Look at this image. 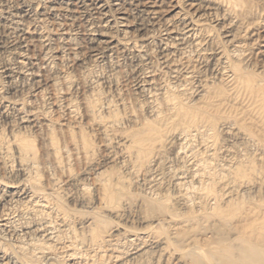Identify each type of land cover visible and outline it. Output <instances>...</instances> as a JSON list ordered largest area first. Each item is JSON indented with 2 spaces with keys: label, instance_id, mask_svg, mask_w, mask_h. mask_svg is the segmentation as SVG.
Here are the masks:
<instances>
[{
  "label": "rangeland",
  "instance_id": "374dc122",
  "mask_svg": "<svg viewBox=\"0 0 264 264\" xmlns=\"http://www.w3.org/2000/svg\"><path fill=\"white\" fill-rule=\"evenodd\" d=\"M0 1L2 2H0V16L5 19L3 21L7 22L9 26L16 28V26L12 24V20L15 15L17 17L20 16L18 9L16 8L17 3L20 1ZM10 1H13L14 5L13 2ZM255 1L259 2L261 7L264 6V0H261L262 4L260 3V0ZM6 4L7 8L4 6ZM122 5L123 8L128 11L131 9V6L128 4L122 3ZM219 12H221L219 13L220 16L217 11H207L205 12L206 14L203 13L202 16V18L205 17V23L211 27V30L213 29L212 32L213 36H215V41H218L223 30V26L218 25H222L223 19L225 18L222 16L223 11ZM215 13L216 15H214ZM74 14L76 18L80 19L77 13ZM81 17L85 18V16ZM90 17L94 18L93 14L86 18L90 19ZM92 18L90 21H93ZM130 19L132 20L133 17H130ZM132 22L134 23L133 20ZM81 28L83 27L80 21V24L74 27L76 32V35L74 36H72L73 34L63 36L56 31V33H51L52 38L56 39V41H54L56 47L58 43L67 44V41L64 39H68L69 36L72 40L70 38L68 40L77 45L79 43L83 48H79L80 53L76 55L73 54L74 56H68V52L64 53L63 50H60V60L52 64L53 66L51 65L49 68L41 67L43 70L37 66L36 68H39L37 73L40 72V79H37L36 81L38 83L41 82L37 85L35 81L29 80L24 82L19 78L15 77L12 79L9 76L7 69L13 66V63L15 62V50L14 48H11L10 43L15 38L16 33L13 31L12 34L9 35V38V33L4 31L5 28L0 27V102L3 107L0 109V219H2V222L0 220V241L2 242H0V245L2 244V247H6L7 249H5L7 251L12 252L14 250L12 252L13 254L14 252H17L14 254L16 257L15 264H101L102 262H105V264H119L120 262V264H197L194 260H191L186 256L182 259L176 260V254L174 253L176 247L172 242H176L175 244L182 249L194 245H207L211 246L212 249L220 246L218 244L237 246L238 243L235 240L241 232L253 243L262 244V246H264V141H262L264 139L256 137L258 140L256 141V138L252 137L251 139L249 136V139L246 134H244V136H236L235 133L241 132L240 130L243 129V126L241 127L239 124L231 125V123L226 124L223 120L220 121V125L213 130L208 123L205 124L206 121L204 119H197L198 124L196 127L189 128V126L184 125L186 127L185 129L189 130V135L182 125L178 126V124H175L176 119L172 117V115L174 117L176 116L177 108L180 105H184V107L189 109H202L204 106L206 109L205 106L210 102L208 101L210 97L211 101H213L214 97L216 98L214 99L218 101V98L215 96L216 93L213 92L214 88H216L215 86H217V88H221L223 85L228 86V84H224V81L220 77L214 78V76H211L210 72H208V74L207 70L205 71L206 65L203 64L205 61L203 56L205 54L199 51V55L201 56L199 58L203 59H200V61H197L196 63L194 62L195 65L198 64L196 66L198 68L197 74H195V77L191 78V80L189 79L190 82L187 80L188 83L185 82V84V80L181 78V75H179L180 77L174 76L173 78V75L170 72L168 73L166 71V73L162 70L160 64H157L156 58L159 50L158 42L154 41L150 43L153 44V47H151L152 45H149V50L151 51L149 52L150 56L153 55L151 57L156 60L155 61L152 58V66L156 71L162 70L163 72H156L154 80L155 84L157 82L160 83L156 84L159 86L157 87L156 85H153L151 87L153 89L149 88L150 90H148L150 93L147 90H143V93L141 85L144 81L143 79L146 77L141 69L138 68L139 65H137V61L135 60L134 52H129V54L109 53L108 55H104L103 59L95 62L94 60H91L89 58L90 55L87 54L89 52L86 43L87 39H85L83 29ZM76 29L79 33H77ZM135 30L136 28H133L130 31L131 37L134 35V37L139 36L137 32L134 33ZM158 31L159 28L151 27L149 29L150 35L155 34L156 39H159ZM217 36L218 38H216ZM145 39H147V37H145ZM220 39H222V37H220ZM244 39L243 37H239L233 46L247 49L251 48L250 46H245L252 41L246 39L247 41L245 40L244 42ZM84 41L86 42L84 43ZM80 43H82L83 46ZM29 44L28 54L37 58V55L39 54L37 53L39 46L32 42ZM54 45L53 48L55 47ZM79 45L78 47H80ZM224 46L227 51L228 49L232 50V47H230L231 45ZM197 53L195 54L194 52L193 55L195 54L194 56H196ZM202 60L204 61L202 62ZM256 61L259 60L257 57H254L248 64L249 66L251 63L253 65L249 67L251 72L254 70L261 71L260 66L257 64V66L255 65ZM200 65L202 66L200 67ZM141 73L144 76L141 75ZM203 78L206 80H203ZM215 80L217 84L214 82ZM164 81L165 83H163ZM221 82L223 84H221ZM201 84H205V89L208 86L211 88L204 90ZM170 85H174L175 94L173 92L174 89H172ZM169 87L170 89H168ZM181 89L183 90V93ZM178 90L183 94L181 97L178 95ZM199 91H202L205 95L207 93L209 96H203L202 92V95L199 94ZM196 92H198V94ZM167 94H169V98L168 96H165ZM212 96L214 97L212 98ZM102 98L106 102H101L103 100ZM168 99L172 101H170V104H167L169 103ZM180 99H183V102ZM203 99L204 101H202ZM14 102H16V104L19 103L23 110L25 109V111L22 110L24 115L20 114L18 107L16 108L15 105L13 106ZM107 103H109L108 106L111 107H109V110L107 108ZM199 104H201V108ZM242 105H245L244 102ZM242 105L240 104L239 106L241 107ZM87 106H91V109ZM92 106H94L95 110ZM229 107L232 106H227L225 104L224 108L220 107V109L229 110ZM213 110L215 109L211 108L209 109V112L212 111L211 113H213ZM27 112H32V114L35 113L34 115H38V118L35 120L36 123L33 122V124L30 120L28 123L22 122L21 118H23ZM171 113L172 115L170 117ZM214 113L212 115H206V117L210 118ZM26 115L29 114L27 113ZM164 117H166V119L168 118L167 121ZM161 118L164 119L161 120ZM113 119H116L113 123L114 126L112 125L114 128L110 124L113 122ZM106 120L107 122H103ZM99 121L101 123L100 125H102V123L103 125L107 123L106 125L109 129L107 128L108 130H104L101 126L98 127ZM115 121L117 122L115 123ZM159 121L161 125L159 124ZM199 121L201 122L199 123ZM202 121L204 122V125ZM222 122L229 126V128L226 125L225 126L228 129L221 125L223 124ZM151 123H157V125L161 127L162 137L160 139L162 140L160 141L159 139V142H157V140V143H154V147L156 148L154 151L157 154L153 149L150 151L148 150L149 152H152V158H150L151 161L148 157H143V160L147 159L146 161H148L149 159L150 161V164L148 162L146 164V161L144 160L145 162L143 163L141 158L143 155L146 156V154L150 153H147V150L145 152V149H139L137 144L135 145L133 139H129L128 136L132 137L133 135H136L135 133H145L147 128H150ZM170 123H172V125ZM173 124L180 129H178V127H176V130L173 129L172 126L175 128ZM165 125L167 127H165ZM144 127L147 128L144 129ZM201 127H203V129ZM206 127H210V129L207 130ZM170 128L173 130L172 132L169 131L171 130ZM165 129H167L166 133L164 131ZM192 129H194V132H192ZM203 130L204 132L207 131L204 133ZM224 131H227L228 133L226 132L225 134ZM167 133L175 135L170 136L169 134L167 136V139L169 140L171 138L170 142H172L170 147L164 148L167 140H165ZM207 133H211L213 136L211 134L206 135ZM192 134L194 136H192ZM220 134H222V136ZM209 136L210 138L208 139ZM214 136L215 138H218L215 139ZM121 137L125 138L124 145H119V139H121ZM213 138L217 144L214 143L215 141H213ZM86 143L89 145L88 148L85 146ZM201 143L204 144L202 145ZM26 145L30 146V148H27L28 150L22 148ZM161 149L164 150V152H161ZM138 151L142 156H140ZM160 153H163L162 156ZM153 154L156 157H154ZM148 156L150 157V155ZM247 157L250 158L251 161H249ZM252 159L255 164H252ZM243 161L246 163L249 161L247 165L249 164L251 167L249 165H246L245 167ZM21 165L25 168H22ZM151 165H154L153 168ZM238 165L242 168H237ZM252 165L255 166L253 167ZM228 167H230V169ZM244 167L246 169L250 167L249 169L252 171H248L249 169H247V173L245 169H243ZM230 172H233V175H237L239 172L240 174L233 176ZM249 172L254 176L252 174L249 175ZM218 173L220 177L217 175ZM229 175H232L233 177ZM248 175H252L250 178L255 179L250 180ZM243 177L248 178V180ZM239 178L242 179L241 183H239ZM228 180L230 181L228 182ZM235 182H238L237 184L239 186L241 184V186L239 187L237 185L236 187L234 184ZM213 184L217 187L215 186V188ZM250 184L253 185L251 186ZM210 186H213L214 188L211 187L209 189ZM227 186L229 187V190H233V186L234 190L236 188L240 189L233 190V192L231 191V196H229L230 191L225 192L228 190L225 189ZM223 188L224 190H222ZM213 189L217 191L219 190L221 195H217L219 192ZM105 190H108V193L106 191V195ZM203 190L205 191L204 194L202 192ZM211 191L216 193L217 199H215V194L211 195V198ZM14 193L16 196H13ZM21 193L23 194L21 195ZM36 193L38 194L36 195ZM39 193L42 194L40 195ZM48 193L52 194L49 195ZM112 193L113 195H111ZM228 196L230 199H228ZM54 197L56 199L58 198V200L54 199ZM108 197L110 199L112 198V201H109ZM218 197L222 198L219 199ZM225 197L229 200V205L227 203L222 205L224 204V201H228ZM197 198L199 200L202 198L200 201V203L202 202L201 204L199 203V200H196ZM216 202L218 204L220 203L219 207ZM234 202L235 204L233 205ZM239 202L243 204H239ZM215 203L217 205H215L216 207L214 206ZM237 203L238 206L236 205ZM45 205L51 207L43 210L46 208ZM204 205L206 206L205 209ZM220 205L222 206L221 208H223V206L226 208L221 209ZM60 206L61 208H64L61 209ZM57 208L60 210H57ZM201 208L204 209V211ZM210 208L211 210L214 209L212 210L213 212ZM215 208H217V210ZM252 208L254 210H252ZM218 209L223 212V216L218 215ZM205 210L209 211L207 212ZM253 211H255V213ZM62 215L63 217H69L67 220H64L65 218L62 219ZM250 215H254L255 220L254 217H252V220ZM246 216L250 217L248 218ZM256 218H258L257 221L259 219L262 220V225L260 222H256ZM244 219H246L245 221L247 224H245L246 222ZM249 221L257 223V225L252 222L250 224ZM47 224L49 226H45ZM4 225H7V229L6 227H3ZM246 228L250 230H247ZM260 229L261 231L259 233ZM98 230L100 231L98 232ZM92 231H94V233ZM247 233L250 235H247ZM143 234H145V239L142 236ZM101 235H103V237ZM257 235L259 236L258 238H256ZM249 236H251V238ZM211 237L215 240H212ZM259 238L261 239L258 240ZM254 239H256V242H254ZM24 242L26 244H23ZM201 242L204 245H202ZM171 245L173 247H171ZM153 246L155 247L151 248ZM19 248H23V251L20 249L21 251L18 252ZM165 249H168L166 253L164 251ZM27 250H29V252ZM20 252H24V255L25 252L26 254L32 253L35 257H33L32 254L31 256H29L30 254L27 255L26 261L29 262L31 260V262L27 263L25 257ZM118 255H121L122 257L124 256V260L122 261V258ZM47 256L51 257L50 261H48ZM170 258L172 259L170 260ZM33 259H35V262L32 261ZM114 261H118L119 263Z\"/></svg>",
  "mask_w": 264,
  "mask_h": 264
},
{
  "label": "bare ground",
  "instance_id": "6f19581e",
  "mask_svg": "<svg viewBox=\"0 0 264 264\" xmlns=\"http://www.w3.org/2000/svg\"><path fill=\"white\" fill-rule=\"evenodd\" d=\"M15 1V0H14ZM20 2L17 3L16 8L18 9V12L20 14L19 17L14 16L13 20H12V24H14L16 26H9V24L7 22H4L3 20H5L4 18H2L0 16V27L5 28L4 31L8 32V36L12 34L13 31H15L16 36L13 39V41L10 43L11 44V48H14L15 52H14V60L15 62L13 63V66L9 67V69H7L9 76L13 79V78H19L24 82H27L29 80L31 81H35V83L38 85L40 83H38L36 80L40 79V75L39 73H37L39 68H49L51 67L52 64L58 62V60H60V53L59 51L63 50V52H68V56L69 55H73V54H79V48H83L80 46L78 47V45L76 43L71 42L70 40H68L70 37L68 36V39H64L67 41L66 43L60 44L58 43L57 47L54 45V41H56V39L52 38L51 33L52 32H58L60 34H62L63 36L68 35V34H73L72 36L76 35L75 29L74 27L80 24V21L82 23V27L81 29H83V34L85 39H87V42L84 41V43H87V47L89 52L87 54L90 55V59L94 60L95 62H97L98 60L103 59L104 55H108L109 53H113V54H118V53H128L134 52V56H135V60L137 61V65H139V69H141V71L143 72V74L145 75L146 78H144L143 82H142V91L143 90H150L149 88H151L153 85L155 84V77H156V71L155 68L152 66L153 62H152V58L150 53L151 52L149 50V45H152L151 47H153V44H150L154 41L158 42V55H157V64H160L161 68L163 71H167L168 73L170 72L174 76H179L181 75V78L184 79V83L189 81V79L191 80V78L195 77L194 75L197 74V65L194 64V62L196 63L197 61H200V59H203L202 62L204 61L203 64H205L207 73L210 72L211 76L215 77H220L223 81L224 84H228V86L225 85H221V88H217V86H215L216 88H214L213 92L216 93V97L218 98V101H216L215 97L212 96L213 101H211V97L209 98L207 104H206V109L203 108L199 109V108H195V109H189L184 107V105H180L177 108V114H175L176 116L174 117L172 115V113L170 114V117L172 115L173 118L176 119V123L178 124V126H183L184 129L186 128L184 125L189 126V128H193L196 127V125L198 124L197 119H204L206 121L205 124H209L210 127L215 130L219 124L220 121H225V123H231V125L233 124H239L241 125V127L243 126V131L240 130L241 132H236V136H244V134H246L247 137H259L264 139V6L261 7L259 5V2H256L255 0H19ZM126 1V2H125ZM1 2V1H0ZM13 2V1H10ZM2 3V2H1ZM7 3V2H6ZM123 4H128L129 6H131V9L128 11L127 9L123 8ZM261 3V0H260ZM8 4V3H7ZM7 4L4 5L7 8ZM262 4V3H261ZM264 4V2H263ZM14 5V2H13ZM125 6V5H124ZM3 7V5H2ZM127 7V6H126ZM4 8V7H3ZM5 9V8H4ZM129 9V8H128ZM10 11V10H9ZM128 11V13H127ZM215 12L217 11L218 15L219 11H223V17H225L223 19V23L222 25H218V26H223V30L221 32V36H219L218 41H215L213 36V32L211 30V27L208 26L205 21L204 18H202L203 13L205 12ZM1 12V10H0ZM16 12V13H18ZM5 13V12H4ZM3 13V14H4ZM77 13L80 17L76 18L75 14ZM1 14V13H0ZM10 14V13H9ZM91 14H93L94 18L90 17V19L92 18V20L94 21H90L89 18H86L88 16H90ZM206 14V13H205ZM212 14V13H211ZM18 15V14H17ZM216 15V13L214 14ZM81 16H85L81 17ZM206 16V15H205ZM220 16V15H219ZM130 17H133V21L130 19ZM146 19H145V18ZM218 17V16H217ZM8 18V17H7ZM21 18V19H20ZM209 18V17H208ZM12 19V18H11ZM213 19V18H212ZM211 19V20H212ZM218 19V18H217ZM220 19V18H219ZM11 21V20H10ZM209 21V20H208ZM213 21V20H212ZM9 22V21H8ZM215 22V21H214ZM220 22V20H219ZM11 23V22H10ZM136 24V25H134ZM134 25V26H133ZM211 25V24H210ZM212 26V25H211ZM8 27V28H7ZM159 28V31L157 33H159L158 37L156 39L155 34H151L149 33V29L150 28ZM136 28V30L134 31L138 33L139 36L134 37V36H130V31ZM78 29V28H77ZM76 29V31H77ZM216 29V28H215ZM220 29V28H219ZM222 29V28H221ZM17 30V31H16ZM80 30V29H79ZM152 30V29H151ZM1 31V30H0ZM81 31V30H80ZM55 32V33H56ZM153 32V30H152ZM77 33H79L77 31ZM149 33V34H148ZM215 33V32H214ZM7 34V33H6ZM14 34V33H13ZM59 34V35H60ZM81 34V33H80ZM82 34V35H83ZM132 34V33H131ZM18 35V36H17ZM58 35V37H59ZM7 36V37H8ZM54 36V35H53ZM61 37V35H60ZM145 37H147V39H145ZM220 37H222V39H220ZM239 37H243L244 42L246 39H248V41H252L250 44H248L245 47H251L249 49L247 48H241V47H235L233 46L235 41L238 40ZM10 38V36H9ZM62 38V37H61ZM218 38V36L216 37ZM62 39V41H63ZM71 39V38H70ZM224 39V40H223ZM72 40V39H71ZM217 40V39H216ZM58 41V40H57ZM65 41V42H66ZM243 41V40H242ZM247 41V40H246ZM35 43L37 44V46H39L37 53H39L36 57H32L30 54H28V45H30L29 43ZM61 42V40H60ZM56 43V42H55ZM82 44V43H80ZM53 45L55 46L53 48ZM224 45H231L230 47H232V50L228 51L226 50V47ZM246 45V44H245ZM33 46V45H32ZM83 46V44H82ZM86 46V45H85ZM239 46V45H238ZM152 49V48H150ZM35 50V49H34ZM199 51H201V53L203 52L205 55L203 56V58H199L201 57L199 55ZM195 52V54L197 53L196 56L193 55V53ZM154 53V51H153ZM156 54V53H155ZM154 54V55H155ZM34 56V55H33ZM74 56V55H73ZM112 56V55H111ZM122 56V55H120ZM126 56V55H125ZM133 56V55H132ZM78 57V56H77ZM76 57V58H77ZM254 57H257L259 61L255 62V65H259L260 66V70H254L253 72H251L249 70V67L252 65V63L250 64V66L248 65L251 62V59H253ZM80 58V57H78ZM69 59V58H68ZM154 59V58H153ZM82 60V58H81ZM155 60V59H154ZM156 61V60H155ZM74 62V61H73ZM77 62V61H76ZM83 62V61H82ZM201 62V63H202ZM156 63V62H155ZM154 63V64H155ZM202 64V65H203ZM200 65V67L202 66ZM256 65V66H257ZM7 66V65H6ZM39 66V68L37 69L36 67ZM53 66V65H52ZM156 66V65H154ZM253 66V65H252ZM158 67V66H156ZM41 68V69H42ZM143 68V69H142ZM159 68V69H161ZM254 68V67H253ZM40 69V70H41ZM53 69V68H52ZM201 69V68H200ZM259 69V67H258ZM39 70V71H40ZM43 70V69H42ZM160 70V71H162ZM160 71H158L160 73ZM162 71V72H163ZM161 72V73H162ZM166 72V73H167ZM7 73V72H6ZM199 73V72H198ZM140 74V73H139ZM141 73V75H143ZM165 74V73H163ZM209 74V73H208ZM143 75V76H144ZM170 76V75H169ZM200 76V75H199ZM172 77V76H171ZM180 77V76H179ZM197 77V76H196ZM205 77V76H204ZM142 78V76H141ZM172 78V80H173ZM180 78V79H181ZM208 78V76H207ZM218 79V78H217ZM18 80V79H17ZM140 80V79H139ZM177 80V79H176ZM188 80V81H187ZM203 80H206L203 78ZM202 80V81H203ZM219 80V79H218ZM178 81V80H177ZM208 81V79H207ZM206 81V82H207ZM220 81V80H219ZM52 82V81H51ZM182 82V81H180ZM190 82V81H189ZM216 82V80L214 81ZM56 83V82H55ZM165 83V81L163 82ZM205 83V82H204ZM57 84V83H56ZM160 84V83H159ZM171 84V83H170ZM178 84V83H177ZM186 84V83H185ZM206 84V83H205ZM204 84V85H205ZM208 84V83H207ZM213 84V83H212ZM217 84V82H216ZM221 84H223L221 82ZM28 85V84H27ZM164 85V84H163ZM184 85V84H183ZM189 85V84H188ZM202 85V84H201ZM204 85H202L201 87L204 88ZM210 85V84H209ZM220 85V84H219ZM157 86V85H156ZM155 86V87H156ZM159 86V85H158ZM157 86V87H158ZM169 86V84H168ZM172 89H174V94L175 92V88L174 85H170ZM177 86V85H176ZM181 86V85H179ZM207 86V85H206ZM212 86V85H211ZM214 86V85H213ZM225 86V87H224ZM156 87V88H157ZM187 87V86H186ZM73 88V87H72ZM155 88V89H156ZM160 88V87H159ZM178 88V87H177ZM184 88V87H183ZM207 88H211V87H207ZM206 88V89H207ZM153 89V88H151ZM154 89V90H155ZM166 89V88H165ZM170 89V87L168 88ZM167 89V90H168ZM204 88V90H206ZM33 90V89H32ZM166 90V91H167ZM182 90V89H181ZM180 90V91H181ZM198 90V89H197ZM196 90V91H197ZM158 91V90H157ZM188 91V90H187ZM203 91V90H202ZM202 91H199V94H201ZM211 91V89H210ZM150 93V91H148ZM147 92V93H148ZM169 92V90H168ZM208 92V91H207ZM144 93V91H143ZM148 93V94H149ZM179 90H178V95L181 97V95L183 94H179ZM183 93V90H182ZM198 94V92H196ZM206 93V91H205ZM147 94V95H148ZM161 94V93H160ZM203 94V92H202ZM201 94V95H202ZM169 94L165 95L168 96ZM205 94H203L204 96ZM206 95H208L206 93ZM205 95V96H206ZM164 96V95H163ZM172 96V95H171ZM174 96V95H173ZM177 96V95H176ZM178 96V97H179ZM198 96V95H197ZM202 96V97H203ZM209 96V95H208ZM201 97V98H202ZM100 98V97H99ZM98 98V99H99ZM167 98V97H166ZM169 98V96H168ZM171 98V97H170ZM177 98V97H176ZM101 99V98H100ZM103 99V98H102ZM106 99V98H105ZM173 99V98H171ZM200 99V98H199ZM96 100V99H95ZM152 100V99H151ZM169 100V99H168ZM181 100V99H180ZM183 100V99H182ZM181 100V101H182ZM201 100V99H200ZM207 100V99H206ZM205 100V101H206ZM3 101V100H2ZM98 101V100H96ZM100 101V100H99ZM104 99L101 101L103 102ZM171 100H169L170 104ZM204 101V99L202 100ZM106 102V101H104ZM103 102V103H104ZM153 102V101H152ZM183 102V101H182ZM181 102V103H182ZM244 102V106L242 105ZM13 103V102H12ZM18 103V102H17ZM234 103V104H232ZM3 104V103H2ZM99 104V103H98ZM97 104V105H98ZM176 104V103H174ZM180 104V103H179ZM189 104V103H188ZM231 105L232 107H229V110H221L220 107L224 108V105ZM242 105L241 107L239 105ZM12 105V104H11ZM15 105V107H18V111L20 112V114L22 113V106L18 104H16V102H14L13 106ZM91 105V104H88ZM104 105V104H103ZM109 105V103H107V106ZM187 105V104H185ZM195 105V104H194ZM200 108H201V104ZM237 106V107H236ZM240 109H239V107ZM88 107V106H87ZM91 107V106H90ZM88 107V108H90ZM94 108V106H92ZM98 107V106H97ZM101 107V106H100ZM104 107V106H103ZM108 106V110H109ZM175 107V106H174ZM173 107V108H174ZM193 107V106H192ZM199 107V106H198ZM2 105L0 102V109H2ZM7 108V107H6ZM9 108V107H8ZM24 108V107H23ZM102 108V107H101ZM111 108V107H110ZM215 109L213 110L214 115L212 117H206V115H212L213 113H211L212 111L209 112V109ZM226 108V107H225ZM231 108V109H230ZM91 109V108H90ZM106 109V108H105ZM157 109V108H156ZM160 109V108H159ZM220 109V110H219ZM95 110V108H94ZM93 110V111H94ZM104 110V109H103ZM25 111V109L23 110ZM92 111V110H91ZM174 111V110H173ZM90 112V111H89ZM88 112V113H89ZM95 112V111H94ZM93 112V113H94ZM97 112V111H96ZM2 113V112H1ZM29 115H26V114ZM25 113V116L22 119V122H27L30 120L32 123H36L35 120L38 118L37 114L34 115L29 112ZM156 113V112H155ZM164 113V112H163ZM211 113V114H209ZM19 114V113H18ZM24 115V114H23ZM98 115V114H97ZM167 116V115H165ZM159 117V116H158ZM157 117V119H158ZM161 117V116H160ZM74 118V117H73ZM166 119V117H164ZM163 118V119H164ZM42 119V117H41ZM94 119V118H93ZM118 119V118H117ZM161 118V120H163ZM168 119V118H167ZM166 119V121H167ZM44 120V119H43ZM76 120V119H75ZM97 120V119H96ZM114 120L113 122L110 123L111 126H114ZM121 120V118H120ZM170 120V119H169ZM168 120V121H169ZM21 122V123H22ZM44 122V121H43ZM96 122V121H94ZM103 122H107L103 121ZM117 121H115L116 123ZM120 122V121H119ZM137 122V121H136ZM147 122V121H146ZM165 122V121H164ZM163 122V123H164ZM172 122V120H171ZM174 122V121H173ZM201 121H199L200 123ZM203 122V121H202ZM33 123V124H34ZM158 123V122H157ZM156 124H150V128L148 129L147 127V131L145 133H135L136 135L128 136L129 139L132 138L135 145L137 144L139 149L144 150L145 152L147 150V153L153 149L156 150V148L154 147V143L157 141L159 142V139L162 137V130L161 127L159 125ZM223 123V122H222ZM223 123L221 125L225 126L226 124ZM26 124V123H25ZM31 124V123H30ZM97 124V123H96ZM100 121H99V125L98 127L101 126V128H103L104 130H106L107 127V123L105 125H100ZM159 124L161 125L160 121ZM165 124V123H164ZM172 125V123H170ZM169 124V126H170ZM175 124H173L175 126V128L172 126L173 129H177ZM117 125V124H116ZM119 125V123H118ZM141 125V124H140ZM167 125V124H166ZM165 125V127H167ZM200 125V124H199ZM204 125V122H203ZM229 125V124H228ZM110 126V127H111ZM112 126V127H113ZM148 126V125H146ZM227 126V125H226ZM225 128H229V126H227ZM32 127V126H31ZM210 127H206L207 130L210 129ZM233 127V126H232ZM114 128V127H113ZM182 128V127H181ZM188 128V129H189ZM200 128V127H199ZM198 128V129H199ZM203 129V127H201ZM227 128V129H228ZM109 129V128H108ZM107 129V130H108ZM171 129V128H170ZM178 129H180L178 127ZM183 129V128H182ZM196 129V128H195ZM201 129V130H202ZM222 129V128H221ZM232 129V128H231ZM237 129V128H236ZM234 129V130H236ZM169 130V129H168ZM187 132L189 130L185 129ZM194 132V129H192ZM206 130V131H207ZM223 130V129H222ZM225 130V129H224ZM233 130V129H232ZM165 133L167 131V129L164 130ZM169 131H173L172 129ZM185 131V132H186ZM196 131V130H195ZM200 131V130H199ZM205 131V132H206ZM210 131V130H209ZM230 131V130H228ZM107 132V131H106ZM118 132V131H117ZM170 132V133H171ZM184 132V131H183ZM191 132V131H190ZM204 132V130H203ZM204 132V133H205ZM225 132V131H224ZM227 132V131H226ZM225 132V134H226ZM113 133V132H112ZM167 133L165 140L168 138L167 136L170 134ZM189 133V132H188ZM201 133V132H198ZM213 133V132H212ZM216 133V132H215ZM220 133V132H219ZM228 133V132H227ZM120 134V133H119ZM122 134V133H121ZM164 134V133H163ZM211 134V133H207L206 135ZM234 134V132H233ZM234 134V135H235ZM108 135V134H107ZM173 135V134H172ZM170 134V136H172ZM175 135V134H174ZM173 135V136H174ZM190 135V133H189ZM201 135V134H200ZM203 135V133H202ZM201 135V136H202ZM205 135V136H206ZM213 136V134H211ZM222 136V134H220ZM177 136V135H176ZM188 136V135H187ZM192 136H194L192 134ZM196 136V134H195ZM199 136V134H198ZM200 136V137H201ZM211 136V137H212ZM220 136V138H221ZM229 136V135H228ZM245 136V137H246ZM117 137V136H116ZM123 137V136H122ZM119 139V145H124L125 143V138ZM179 137V136H178ZM203 137V136H202ZM227 137V136H226ZM249 137V139H250ZM109 138V137H108ZM170 138V137H169ZM176 138V137H175ZM205 138V137H204ZM210 138V136L208 137V139ZM215 138V136H214ZM213 138V139H214ZM218 138V137H216ZM215 138V139H216ZM237 138V137H235ZM171 139V138H170ZM170 139L166 140L164 148L166 147H170L171 146V142ZM178 139V138H177ZM203 139V138H202ZM215 139L213 141H215ZM261 139V140H262ZM15 140V139H14ZM162 139H160L161 141ZM173 140V139H172ZM192 140V139H191ZM247 140V139H246ZM106 141V140H105ZM132 141V140H131ZM211 141V139H210ZM218 141V139H217ZM256 141L257 138H256ZM264 141V140H262ZM156 142V143H157ZM212 142V141H211ZM248 142V141H247ZM260 142V141H259ZM208 143V142H207ZM216 143V141L214 142ZM213 143V144H214ZM256 143V142H255ZM160 144V143H159ZM158 144V145H159ZM202 144V143H201ZM204 144V143H203ZM202 144V145H203ZM212 144V145H213ZM217 144V143H216ZM264 144V143H263ZM157 145V144H156ZM155 145V146H156ZM161 145V144H160ZM211 145V144H210ZM257 145V144H256ZM259 145V144H258ZM262 145V144H261ZM88 148V144L86 143L85 145ZM110 146V145H109ZM126 146V145H125ZM198 146V145H197ZM218 146V145H217ZM260 146V145H259ZM263 146V145H262ZM26 147V148H25ZM25 147H22L25 150H28L27 148H30L29 145H26ZM85 147V148H86ZM206 147V146H205ZM84 148V149H85ZM91 148V147H89ZM138 149V150H139ZM149 150V151H148ZM162 150V149H161ZM171 150V149H170ZM186 150V149H185ZM207 150V149H205ZM88 151V150H87ZM136 151V150H135ZM159 151V149H158ZM209 151V150H208ZM258 151V150H257ZM142 152V151H141ZM155 152V151H154ZM160 152V151H159ZM161 152H164V150H162ZM167 152V151H166ZM194 152V150H193ZM203 152V151H202ZM206 152V151H205ZM227 152V151H226ZM229 152V151H228ZM137 153V152H136ZM138 153L140 154V152L138 151ZM143 153V152H142ZM150 154H146V156H142L140 154V156H142V162L144 163L145 161L143 160V157L145 158H152V152H149ZM156 153V152H155ZM199 153V152H198ZM212 153V152H211ZM87 154V152H86ZM132 154V152H131ZM137 154V155H139ZM144 154V153H143ZM157 154V153H156ZM161 154V153H160ZM159 154V155H160ZM163 154V153H162ZM161 154V156H162ZM218 154V153H217ZM88 155V154H87ZM150 155V157L148 156ZM165 155V154H164ZM188 155V154H187ZM207 155V154H206ZM131 156V155H130ZM129 156V157H130ZM136 156V155H134ZM154 157H156L153 154ZM202 156V155H201ZM236 156V155H235ZM137 157V156H136ZM160 157V156H159ZM204 157V156H203ZM134 158V157H133ZM199 158V156H198ZM248 158V157H247ZM146 161L145 163L147 164V162L149 163L151 161ZM158 159V158H157ZM156 159V160H157ZM195 159V157H194ZM201 159V158H200ZM138 160V161H140ZM155 160V159H154ZM199 160V159H198ZM208 160V159H207ZM216 160V159H215ZM249 161L250 158H248ZM131 161V160H130ZM137 161V160H136ZM140 161V162H141ZM153 161V160H152ZM212 161V160H211ZM247 161V160H246ZM248 161V162H249ZM253 161V159H252ZM139 162V163H140ZM141 162V163H142ZM202 162V161H201ZM244 162V164H243ZM242 164L247 165V163L245 161H243ZM162 163V162H161ZM196 163V162H195ZM232 163V162H231ZM246 163V164H245ZM252 163V162H251ZM250 163V164H251ZM150 164V163H149ZM158 164V163H157ZM208 164V163H207ZM240 164V163H239ZM252 164H255V162L253 161ZM24 165V164H23ZM21 165V167L23 168L24 166ZM141 165V164H139ZM237 165V164H236ZM249 165V164H248ZM247 165V166H248ZM134 166V165H133ZM152 166V165H151ZM154 166V165H153ZM152 166V168H153ZM251 167V165H249ZM253 166V165H252ZM255 166V165H254ZM253 166V167H254ZM196 167V166H195ZM240 168L241 166H237V168ZM243 168L245 169V171L249 168ZM252 167V168H253ZM263 167V166H262ZM25 168V167H24ZM150 168V167H149ZM161 168V167H160ZM225 168V167H224ZM230 169V167H228ZM233 168V167H232ZM231 168V171H232ZM236 168V169H237ZM242 168V167H241ZM251 168V169H252ZM258 168V167H256ZM162 169V168H161ZM204 169V168H203ZM212 169V168H211ZM255 169V168H254ZM263 169V168H262ZM21 170V169H20ZM164 170V169H163ZM240 170V169H239ZM264 170V169H263ZM202 171V169H201ZM214 171V170H213ZM248 171H252V170H248ZM248 171H246L248 173ZM254 171V170H253ZM256 171V170H255ZM157 172V171H156ZM171 172V171H170ZM226 172V171H225ZM234 172V170H233ZM232 172V173H233ZM245 172V173H246ZM172 173V172H171ZM212 173V172H211ZM223 173V171H222ZM231 173V172H230ZM231 173V174H232ZM237 173V172H236ZM244 173V174H245ZM246 173V175H247ZM240 172L237 174L239 175ZM252 174L249 172V175ZM213 175V174H212ZM219 176V173L217 174ZM221 175V174H220ZM228 175V174H226ZM233 175V174H232ZM229 175V176H232ZM236 174L233 176H237ZM248 175V178L250 180H253L255 178H250L252 177ZM151 176V175H150ZM194 176V175H193ZM201 176V175H200ZM204 176V175H203ZM211 176V175H209ZM225 176V175H223ZM222 176V177H223ZM232 176V177H233ZM245 176V175H244ZM254 176V175H253ZM191 177V176H190ZM195 177V176H194ZM206 177V175H205ZM212 177V176H211ZM220 177V176H219ZM231 177V178H232ZM207 178V177H206ZM225 178V177H224ZM238 178V177H237ZM244 179L248 180V178L243 177ZM153 179V178H152ZM168 179V178H167ZM229 179V177H228ZM243 179V180H244ZM233 180V179H231ZM239 183H241L242 179L239 178ZM262 180V178H261ZM153 181V180H152ZM230 180H228L229 182ZM237 181V180H236ZM158 182V181H157ZM214 182V181H213ZM227 182V183H228ZM234 182V181H233ZM245 182V180H244ZM242 182V183H244ZM254 182V181H252ZM148 183V182H147ZM238 182H235L234 184L237 187ZM26 184V183H25ZM160 184V183H159ZM162 184V183H161ZM179 184V183H178ZM225 184V183H224ZM233 184V185H234ZM246 184V183H245ZM151 185V182H150ZM156 185V184H155ZM202 185V182H201ZM214 185V184H213ZM231 185V183H230ZM251 185V184H250ZM249 185V187H250ZM253 185V184H252ZM251 185V186H252ZM11 186V185H9ZM22 186V185H21ZM216 185H214L215 187ZM239 186V185H238ZM241 186V184H240ZM239 186V187H240ZM164 187V186H163ZM207 187V185H206ZM213 187L210 186L209 189ZM213 187V188H214ZM217 187V186H216ZM215 187V188H216ZM225 187V186H224ZM228 187V186H227ZM225 189V192H229V194L231 193V191L233 192L234 190V186L232 187L233 190H229V187ZM15 188V187H14ZM204 188V187H203ZM202 188V189H203ZM246 188V187H245ZM248 188V187H247ZM256 188V187H255ZM258 188V187H257ZM16 189V188H15ZM182 189V188H181ZM193 189V188H192ZM231 189V188H230ZM240 189V188H236L235 190ZM18 190V189H17ZM85 190V189H84ZM215 190V189H213ZM224 190V188L222 189ZM234 190V191H235ZM13 191V190H12ZM106 191L108 193V190H105V195H106ZM217 191V190H215ZM221 191V190H220ZM240 191V190H239ZM18 192V191H17ZM23 192V191H22ZM39 192V191H38ZM113 192V191H112ZM176 192V191H175ZM203 194L205 193V191H202ZM201 192V193H202ZM212 192V191H211ZM209 192V193H211ZM219 192V190L217 191ZM223 192V191H222ZM19 193V192H18ZM28 193V192H27ZM26 193V194H27ZM53 193V192H52ZM52 193H48L49 195ZM195 193V192H194ZM220 193V192H219ZM217 195H221L220 194ZM17 194V193H16ZM23 193H21L22 195ZM38 193H36L37 195ZM40 195L42 193H39ZM156 194V193H155ZM199 194V193H198ZM215 194V195H214ZM224 194V192H223ZM227 194V193H226ZM234 194V193H233ZM232 194V195H233ZM10 195V194H9ZM15 195V193L13 194V196ZM25 195V193H24ZM39 195V196H40ZM47 195V194H46ZM113 195V193L111 194ZM188 195V194H187ZM209 195V194H208ZM215 196L216 198V193L212 192L210 194ZM12 196V195H11ZM16 196V195H15ZM44 196V195H43ZM48 196V195H47ZM46 196V197H47ZM103 196V195H102ZM197 196V195H196ZM199 196V195H198ZM203 196V195H201ZM224 196V195H222ZM231 196V194L229 195ZM228 196V199H230V197ZM9 197V196H8ZM35 197V196H34ZM31 197V198H34ZM42 197V196H40ZM51 197V196H50ZM56 197V196H55ZM54 197V199H56ZM106 197V196H105ZM110 197V196H109ZM108 197V198H109ZM190 197V196H189ZM192 197V196H191ZM195 197V196H194ZM204 197V196H203ZM53 198V197H52ZM107 198V197H106ZM199 198V197H198ZM196 199L197 201L199 199ZM210 198V197H209ZM206 198V199H209ZM212 198V196H211ZM219 198V197H218ZM222 197H220L219 199H221ZM226 198V197H225ZM114 199V198H113ZM214 199V198H213ZM227 199V198H226ZM225 199V200H226ZM227 199V200H228ZM32 200V199H31ZM45 200V199H44ZM51 200V199H50ZM58 200V198L56 199ZM109 201H112V198L108 199ZM202 200V198H201ZM199 200V203L200 201ZM224 200V199H223ZM233 200V199H231ZM204 201V200H203ZM212 201V200H211ZM234 201V200H233ZM232 201V202H233ZM16 202V201H15ZM30 202V201H29ZM60 202V201H58ZM192 202V201H191ZM41 203V202H40ZM49 203V202H48ZM47 203V204H48ZM198 203V202H197ZM202 203V202H201ZM200 203V204H201ZM217 203V202H216ZM216 203L214 204V206L216 205ZM225 203H229V200L227 202L224 201ZM38 204V203H37ZM36 204V205H37ZM59 204V203H58ZM187 204V203H186ZM196 204V203H195ZM204 204V203H203ZM218 204V203H217ZM220 204V203H219ZM218 204V207H219ZM228 204V205H229ZM235 204V202L233 203V205ZM239 204H243L240 203ZM17 205V204H16ZM25 205V204H24ZM31 205V204H30ZM29 205V206H30ZM49 205V204H48ZM47 205V206H48ZM106 205V204H105ZM207 205V204H206ZM211 205V203H210ZM238 206V203L236 204ZM235 205V207H236ZM40 206V205H39ZM46 206V205H45ZM46 208L42 209L46 210L47 208L49 209L51 206H48ZM57 206V205H56ZM104 206V205H103ZM205 206V205H204ZM217 206V205H216ZM215 206V207H216ZM9 207V206H8ZM38 207V206H37ZM41 207V206H40ZM201 207V205H200ZM213 207V206H212ZM222 206L220 205V208ZM241 207V206H240ZM243 207V206H242ZM252 207V206H251ZM5 208V207H4ZM31 208V207H30ZM54 208V207H53ZM61 208V206H60ZM64 208V207H62ZM61 208V209H62ZM197 208V207H196ZM206 208V206L204 207V209ZM214 208V207H213ZM224 208V206H223ZM221 208V209H223ZM226 208V207H225ZM224 208V209H225ZM248 208V207H246ZM39 209V208H38ZM37 209V210H38ZM41 209V210H42ZM202 209V208H201ZM200 209V210H201ZM204 209H202L204 211ZM209 209V208H207ZM217 210V208H215ZM240 209V208H239ZM238 209V210H239ZM244 209V207H243ZM26 210V209H25ZM42 210V211H43ZM57 210H60L57 208ZM56 210V211H57ZM201 210V211H202ZM211 210V208H210ZM214 210V209H212ZM211 210V211H212ZM215 210V211H216ZM228 210V209H227ZM252 210H254L252 208ZM200 211V212H201ZM202 211V212H203ZM207 211V210H205ZM209 211V210H208ZM207 211V212H208ZM226 211V210H224ZM256 211V210H255ZM255 211H253L255 213ZM262 211V210H261ZM31 212V211H30ZM53 212V211H52ZM213 212V211H212ZM210 212V213H212ZM257 212V211H256ZM50 213V212H49ZM66 213V211H65ZM219 216H223V212L221 210L218 209L217 211ZM249 213V212H248ZM263 213V212H262ZM34 214V213H33ZM44 214V213H43ZM64 214V213H63ZM204 214V213H202ZM39 215V214H38ZM193 215V214H192ZM196 215V214H195ZM246 215V214H245ZM9 216V214H8ZM40 216V215H39ZM50 216V215H49ZM179 216V215H178ZM198 216V215H197ZM207 216V215H206ZM251 219L253 220L252 217H254V215H250ZM249 216V217H250ZM261 216V215H260ZM43 217V216H42ZM69 217V216H68ZM67 216L62 215V219L67 220L68 219ZM248 217V216H246ZM244 217V218H246ZM248 217V218H249ZM258 217V215H257ZM264 217V216H263ZM8 218V217H7ZM54 218V217H53ZM259 218V217H258ZM256 218V222H262L261 219H259L257 221ZM262 218V216H261ZM57 219V218H56ZM59 219V218H58ZM2 222V219H0ZM9 220V219H8ZM55 220V219H54ZM63 220V221H64ZM246 219H244L245 221ZM255 220V217H254ZM174 221V220H173ZM243 221V220H241ZM62 222V221H61ZM246 222V221H245ZM252 222V221H251ZM251 222L249 221V223L251 224ZM255 222V221H254ZM9 223V222H6ZM66 223V222H65ZM243 223V222H242ZM248 223V224H249ZM253 223V222H252ZM264 223V221H263ZM67 224V223H66ZM101 224V222H100ZM186 224V223H185ZM239 224V223H238ZM244 224V223H243ZM242 224V225H243ZM247 224V222L245 223ZM249 224V225H250ZM256 224L257 223H253ZM9 225V224H8ZM62 225V224H61ZM102 225V224H101ZM178 225V224H177ZM219 225V224H218ZM262 225V223H261ZM1 226V225H0ZM7 225H4L3 227H6ZM45 226H49L48 224ZM176 226V225H175ZM212 226V225H211ZM252 226V225H250ZM99 227V226H98ZM184 227V226H183ZM221 227V226H220ZM240 227V226H238ZM249 227V226H247ZM21 228V227H20ZM38 228V227H37ZM195 228V227H194ZM243 228V227H242ZM251 228V227H249ZM7 229V227H6ZM5 229V231H6ZM94 229V228H93ZM99 229V228H98ZM221 229V228H220ZM247 230H250L248 228H246ZM4 230V229H3ZM2 230V231H3ZM19 231V230H18ZM100 230H98L99 232ZM127 231V230H126ZM261 229L259 230L260 233ZM94 233V231H92ZM153 232V231H152ZM244 232V231H243ZM101 233V232H100ZM214 233V232H213ZM212 233V234H213ZM246 233V232H245ZM33 234V233H31ZM37 234V232H36ZM40 234V233H39ZM97 234V233H96ZM140 234V233H139ZM153 234V233H152ZM215 234V233H214ZM61 235V234H60ZM136 235V234H135ZM141 235V234H140ZM143 234V238H144ZM149 235V233H148ZM247 235H250L249 233H247ZM252 235V233H251ZM36 236V235H35ZM34 236V237H35ZM103 237V235H101ZM167 236V235H166ZM254 236V235H253ZM2 237V236H1ZM37 237V236H36ZM147 237V236H146ZM152 237V235H151ZM154 237V236H153ZM156 237V236H155ZM251 238V236H249ZM259 236L257 235L256 238H258ZM264 237V236H263ZM4 238V237H3ZM2 238V239H3ZM44 238V237H43ZM46 238V237H45ZM96 238V237H95ZM141 238V237H140ZM212 238V237H211ZM255 238V236H254ZM262 238V237H261ZM261 238H259L258 240H260ZM30 239V238H29ZM37 239V238H36ZM107 239V238H106ZM145 239V238H144ZM158 239V238H157ZM160 239V238H159ZM217 239V238H216ZM104 240V239H103ZM142 240V239H141ZM211 240V239H210ZM212 240H215L212 238ZM256 242V239H254ZM50 241V240H49ZM106 241V240H105ZM146 241V240H145ZM161 241V240H160ZM169 241V240H168ZM177 241V240H176ZM238 245H226V244H218L220 246H218L215 249H212L211 246H190V247H185V249L180 248L178 245H176L174 242L173 245H175L176 249L174 250V253L176 254V260L178 259H182L185 256L188 257L191 260H194V262H196L197 264H264V246H262V244H256L253 243L251 240L248 239V237L246 238V235L244 236L241 232V234L236 238V240ZM234 241V242H235ZM1 242V241H0ZM93 242V241H92ZM107 242V241H106ZM132 242V241H131ZM151 242V241H150ZM2 243V242H1ZM164 243V242H163ZM170 243V242H169ZM260 243V241H259ZM23 244H26L25 242ZM75 244V243H74ZM156 244V243H155ZM171 244V243H170ZM188 244V242H187ZM194 244V243H193ZM2 245V244H1ZM0 245V264H15L16 261V257L14 254H16L14 252V254L10 251H7L4 247H2ZM94 245V244H93ZM157 245V244H156ZM159 245V243H158ZM180 245V244H179ZM192 245V244H191ZM210 245V244H208ZM4 246V245H3ZM15 246V245H14ZM37 246V243H36ZM118 246V245H117ZM152 246V245H151ZM162 246V245H161ZM235 246V247H234ZM16 247V246H15ZM47 247V246H46ZM112 247V246H111ZM110 247V248H111ZM116 247V245H115ZM155 246L151 247L154 248ZM158 247V246H157ZM171 247H173L171 245ZM36 248V247H35ZM49 248V247H48ZM114 248V247H113ZM112 248V249H113ZM161 248V247H160ZM9 249V248H8ZM15 249V248H14ZM23 251V248H19L18 252ZM31 249V248H30ZM117 249V248H115ZM156 250V249H155ZM26 251V249H25ZM29 252V250H27ZM51 251V250H50ZM49 251V252H50ZM165 253L166 251H168V249L164 250ZM170 251V250H169ZM31 252V251H30ZM46 252V251H44ZM111 252V251H110ZM114 252V251H113ZM139 252V251H138ZM143 252V251H141ZM24 257H25V261H26V257L27 255L31 256L32 253H28L25 255L23 254L24 252H20ZM34 253V252H33ZM36 253V252H35ZM119 253V252H118ZM161 253V252H160ZM163 253V254H165ZM169 253V252H168ZM136 254V253H135ZM33 257L34 254H32ZM43 255V254H42ZM49 255V254H48ZM68 255V254H67ZM38 256V255H36ZM53 256V255H52ZM79 256V255H78ZM87 256V255H86ZM122 258V261L124 260L123 257L121 255H118ZM129 256V255H128ZM143 256V255H142ZM169 256V255H168ZM173 256V255H172ZM175 256V255H174ZM22 257V256H21ZM23 257V258H24ZM109 257V256H108ZM163 257V256H162ZM161 257V259H162ZM165 257V256H164ZM40 258V257H39ZM114 258V257H113ZM112 258V259H113ZM118 258V257H117ZM130 258V257H129ZM134 258V257H133ZM139 258V257H138ZM142 258V257H141ZM173 258V257H172ZM170 258V260L172 259ZM36 259V258H35ZM35 259H33L32 261H34ZM48 261L51 260V257L47 256ZM116 259V258H115ZM29 260V259H28ZM105 260V259H104ZM121 260V259H120ZM127 260V259H126ZM137 260V259H136ZM135 260V261H136ZM165 260V259H164ZM92 261V260H91ZM108 261V260H107ZM112 261V260H111ZM119 261V260H118ZM117 261V262H118ZM129 261V260H127ZM133 261V260H132ZM168 261V260H167ZM175 261V260H174ZM27 262V261H26ZM31 262V260L29 261ZM27 262V263H29ZM35 262V261H34ZM116 262V261H114ZM116 262V263H117ZM125 262V261H124ZM103 264H105V262H102ZM101 263V264H102ZM112 263V262H111ZM119 263V262H118ZM121 263V262H120ZM119 263V264H120ZM97 264V263H96ZM107 264V263H106ZM123 264V263H122ZM127 264V263H126ZM135 264V263H134ZM165 264V263H164Z\"/></svg>",
  "mask_w": 264,
  "mask_h": 264
}]
</instances>
